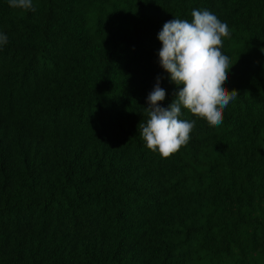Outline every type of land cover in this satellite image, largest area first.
Wrapping results in <instances>:
<instances>
[{
  "label": "trees",
  "instance_id": "1",
  "mask_svg": "<svg viewBox=\"0 0 264 264\" xmlns=\"http://www.w3.org/2000/svg\"><path fill=\"white\" fill-rule=\"evenodd\" d=\"M0 0V264H264V0ZM209 10L239 92L162 158L139 123L165 22Z\"/></svg>",
  "mask_w": 264,
  "mask_h": 264
},
{
  "label": "clouds",
  "instance_id": "2",
  "mask_svg": "<svg viewBox=\"0 0 264 264\" xmlns=\"http://www.w3.org/2000/svg\"><path fill=\"white\" fill-rule=\"evenodd\" d=\"M8 4L14 9L36 10L33 0H8ZM191 17V22L173 18L157 34L159 66L178 90L167 108L161 107L166 92L158 76L146 97L147 119L139 123V129L145 147L162 158L175 154L191 139L196 121L181 119L182 110L209 126H219L224 110L239 94L225 87L233 66L222 51L224 38L230 36L228 24L206 9H193ZM7 42V36L0 33V46Z\"/></svg>",
  "mask_w": 264,
  "mask_h": 264
}]
</instances>
